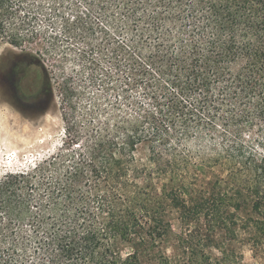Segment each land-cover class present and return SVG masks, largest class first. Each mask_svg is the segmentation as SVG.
Returning a JSON list of instances; mask_svg holds the SVG:
<instances>
[{
  "label": "trees",
  "instance_id": "16d2710c",
  "mask_svg": "<svg viewBox=\"0 0 264 264\" xmlns=\"http://www.w3.org/2000/svg\"><path fill=\"white\" fill-rule=\"evenodd\" d=\"M82 3L116 36L122 115L1 179L0 264H195L191 243L163 252L174 219L230 236L244 207L264 220V0ZM23 4L0 0V48L25 42Z\"/></svg>",
  "mask_w": 264,
  "mask_h": 264
},
{
  "label": "rangeland",
  "instance_id": "374dc122",
  "mask_svg": "<svg viewBox=\"0 0 264 264\" xmlns=\"http://www.w3.org/2000/svg\"><path fill=\"white\" fill-rule=\"evenodd\" d=\"M19 1L24 3L20 16L29 17L22 32L25 42L19 47L3 44L0 66L16 64L29 87L35 91L45 88L49 96L41 107L22 108L0 95V181L8 173L26 170L59 152L67 140V128L80 129L85 139L97 127L112 132L122 115L117 109L121 94L115 66L116 36L108 24L89 14L82 0ZM90 26L93 30L88 34ZM121 104L123 113L131 112L125 102ZM248 134L252 135L246 131ZM197 147L195 142L189 143L191 151ZM193 169L189 165L185 170L192 173ZM201 175L200 184L210 190L221 172L214 168ZM237 216L235 236L223 231L213 235L200 232L195 224H191L190 229L195 230L191 233L187 225L174 219L173 234L165 240L163 252L170 258L183 256L188 242L194 247L188 254L195 264H206V259L214 264H264V220L250 206ZM248 219L254 220L251 231L247 230ZM255 243L263 245L262 250L257 252Z\"/></svg>",
  "mask_w": 264,
  "mask_h": 264
},
{
  "label": "flooded vegetation",
  "instance_id": "af4514ba",
  "mask_svg": "<svg viewBox=\"0 0 264 264\" xmlns=\"http://www.w3.org/2000/svg\"><path fill=\"white\" fill-rule=\"evenodd\" d=\"M14 63L0 66V95L7 100H15L19 107L27 108L32 105L41 107L48 101V90L43 88L35 91L28 86L29 80Z\"/></svg>",
  "mask_w": 264,
  "mask_h": 264
}]
</instances>
